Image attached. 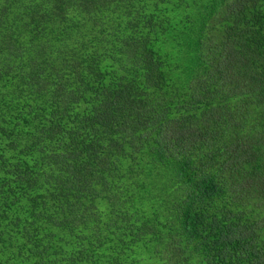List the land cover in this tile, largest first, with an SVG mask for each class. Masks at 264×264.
<instances>
[{"label": "trees", "instance_id": "trees-1", "mask_svg": "<svg viewBox=\"0 0 264 264\" xmlns=\"http://www.w3.org/2000/svg\"><path fill=\"white\" fill-rule=\"evenodd\" d=\"M0 264H264V0H0Z\"/></svg>", "mask_w": 264, "mask_h": 264}]
</instances>
